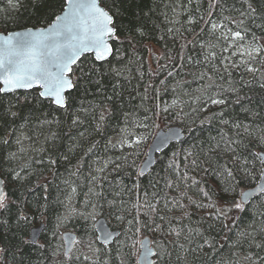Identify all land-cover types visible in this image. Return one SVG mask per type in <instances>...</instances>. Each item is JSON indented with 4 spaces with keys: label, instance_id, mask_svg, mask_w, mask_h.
I'll return each mask as SVG.
<instances>
[{
    "label": "trees",
    "instance_id": "trees-1",
    "mask_svg": "<svg viewBox=\"0 0 264 264\" xmlns=\"http://www.w3.org/2000/svg\"><path fill=\"white\" fill-rule=\"evenodd\" d=\"M252 3L253 7L258 9L255 24L264 23L261 19V13L264 12V0H258V2L252 0ZM221 4L224 11L221 13L217 9L214 13L221 20L229 16L239 19L240 11L247 7L243 4V0H221ZM102 5L105 7L111 5L114 10L119 9L120 14L116 17V24L124 30L125 34H127V29L136 25L138 21L145 23L144 35L142 37L138 35L132 46H129L127 40L117 45L121 48V55L124 58L120 64L113 61V65L120 70V76L109 73L108 66L105 65L101 92L97 93L94 85H89L92 91L87 95L84 104L86 107L89 103L97 106L93 109L95 118L92 114H89L87 118L82 116L84 124L79 128H73L68 117L66 115L61 117L59 113L55 114L62 121L59 125L40 124L35 117L29 120L27 109H24L26 119L8 117L10 121L15 120V123L9 125L0 121V128L6 129V133L0 131V137L7 134L10 141V146L0 151V171L8 173L12 169L17 171L25 169L26 172L32 174L27 182L8 184L6 191L10 198L16 203L28 202L31 209L35 210L37 203H44L43 197L47 195L49 210L44 217H37L34 224L39 225L42 218L48 225V229L54 227L56 215L65 212L64 204L70 203L78 213L84 215L74 216L59 231L62 234L65 230H73L78 234V238L85 240H96L94 223L96 219L104 217L112 228L121 230L120 236L107 247V251L104 250V245L97 241L93 244V250L100 248L99 255L106 259L108 264H121V261L123 264H137L138 241L145 235L152 237L156 251L158 243L166 244L170 255L165 258V264H250V261L245 258L249 253L253 257L257 253L264 256V250L256 248L250 242V238L242 241L238 246L234 245L235 232L228 233L231 238L225 239V232L220 231L219 223L208 218V209L197 208L185 198L186 194L197 203L202 202L201 197L197 195V186H192L190 179H183L189 160L195 158L194 155L189 159H184L187 152L199 154V159L203 161L205 154L215 148L222 135L227 134L225 139L227 137L240 138L236 137V129L231 127V122H239L257 129L256 135L260 134V130H264V87H261V84H264V76L254 77L252 73H245L243 69H230L232 72L230 79L236 83V87L240 88L241 104L234 103L236 97L228 94L230 102L225 109L224 118L229 120L230 124L224 125L219 120L205 121L201 124L200 120H205L211 112L219 111L218 108L212 107L207 111L192 113L191 108L198 107V103H193L189 99V97L199 95V90L203 85L210 83L208 80L201 81L200 74L207 71L209 76L213 75L205 65L196 63V61L204 60V51L201 49L200 41L212 39L207 32L201 33V29L206 28V25L201 21L192 32L187 31L193 27L188 23L189 15H197L195 11L197 6L203 13L207 8L205 0H193L191 5L188 4V0H115L114 5L113 0H103ZM173 8H175L176 15H173ZM53 10L58 11L57 0H50L49 6L41 13H36L31 8L27 11L24 8L13 9L9 6L8 0H0V31H4L5 27L8 31L19 29L17 22L27 24L29 27L32 25L45 26L46 23L51 22L49 15ZM141 10L146 14L143 18H141ZM5 21L11 22L5 24ZM245 22L260 38V42L264 43V32L248 20ZM228 27L235 30V25L228 24ZM170 28H174L175 31H168ZM189 41H194V43L189 44ZM184 57H191L192 62L182 59ZM81 60L84 66H87L93 62V56L87 54ZM174 64L175 67H173ZM164 65L167 67H163ZM168 72H172L173 75L168 77ZM241 78L250 83L240 87ZM161 80H166V84L161 85ZM217 83L221 82L217 81ZM150 84L160 91V95L155 99L152 98L153 88L149 87ZM114 85H116L115 88ZM170 85H180V87L175 93L171 90L165 92L164 88ZM224 87L227 88L228 83L225 82ZM145 89H147L148 96L146 100L142 99ZM18 94H22V91ZM73 97L74 106L78 109L81 96L74 92ZM107 97L112 99L108 100ZM177 97L187 102L189 106L178 104L168 112L162 111L163 108L172 105ZM157 105L159 107H156ZM5 106H7V98H5ZM37 107L41 106L37 105ZM181 108L183 112L189 113L187 117L177 115ZM243 108L250 111L245 112ZM152 109H155V115ZM16 110L13 108V111ZM48 111L47 105L42 106L44 114ZM101 112L105 114L104 130L101 135H97L92 129L99 121ZM125 113H134V122L138 124L143 121L148 127L129 126L122 131L126 124ZM36 115L40 116L41 120L45 118L40 112ZM145 115L149 119L145 120ZM47 119L51 120L52 117L47 116ZM173 125L184 128L186 137L181 142L173 143L158 155L155 165L145 176H137L136 173L139 172L148 146L157 130ZM52 132H56L59 137L55 140L54 154L52 152L53 141L50 139ZM79 132H85V136L81 138ZM129 132H135L136 136L146 137V139H143L135 149L127 146L121 147L119 142L126 138ZM242 138L244 146L237 148L238 152L247 154V148H252L253 151L260 149L261 146L251 137L242 134ZM109 140L117 146L111 147L108 144ZM250 140L251 143H249ZM93 143H96L97 147L92 152H88V148ZM221 148H223V142H221ZM9 153H15V159H10ZM49 155L58 160L56 165H47ZM65 156L67 160L63 159ZM41 159L44 160L43 164L40 163ZM105 161L113 163L101 174L96 169L103 167ZM117 162L121 167L114 170ZM173 162L176 165L175 170L169 167V164ZM93 175L97 176L98 180L102 175L107 176V180L93 183L91 180ZM187 176L200 180L199 187H205L204 180L201 179L204 177L203 172L187 167ZM205 179L208 185L216 187L215 178L205 177ZM255 183V181L252 182L253 185ZM21 184L24 186L21 187ZM42 184H47V192L38 187ZM90 188L93 192H100L102 195L93 196L89 192ZM137 197L141 202L148 201L153 204L156 211H149L147 217L140 216L142 223L150 224V230H142L133 235L127 232V220L136 215L131 206ZM89 199H91V205H86L85 201ZM61 201L64 204L60 203ZM251 203L253 211L241 214L240 230L251 231L253 227L258 228L259 226L261 218L256 216L254 220V213L260 208V204L264 203V198L254 199ZM180 204L185 207H179ZM185 212L189 216H185ZM12 213L9 219L14 225L15 206H13ZM117 216H124L125 220H118ZM158 216H163L164 220L161 221ZM169 221L177 231L183 228L185 234H188V228H200L204 233V238L216 240V247L209 249L205 245L203 249H196V244L203 241L195 237L194 242L189 243L185 235L177 238L175 233H170ZM153 222L161 224L163 231L151 228ZM45 232L53 244L63 245L61 236L53 240L47 229ZM190 235L194 236V233ZM262 238L264 237L257 233V241L259 242ZM133 241L136 243L135 248L131 247ZM172 241L176 243L173 244ZM181 244L184 246L182 249L179 247ZM93 250L84 247L79 251L83 255L95 257ZM45 255L48 259L44 260L43 264H53L54 258L51 256V251ZM41 256L42 254L34 247L25 249L23 257L19 255L18 250L10 249L5 264H19L21 259L24 264H42ZM78 264H92V262L81 260ZM155 264L159 262L156 261ZM257 264H264V262H257Z\"/></svg>",
    "mask_w": 264,
    "mask_h": 264
},
{
    "label": "snow or ice",
    "instance_id": "snow-or-ice-1",
    "mask_svg": "<svg viewBox=\"0 0 264 264\" xmlns=\"http://www.w3.org/2000/svg\"><path fill=\"white\" fill-rule=\"evenodd\" d=\"M102 2L103 0H57L58 11H51L49 15L51 22L46 23L45 26L32 25L29 27L27 24L17 22L19 30L8 31L5 27L4 31H0V121L3 124L15 123V120L10 121L8 117L26 119L24 109L29 112L27 117L29 120L31 117H35L40 124H61L62 121L55 115L56 113H59L61 117L66 115L73 128H79L84 124L82 116L87 118L89 114H92L95 118L93 109L97 106L89 103L86 107L84 104L87 95L92 91L89 85H94L97 93L101 92L105 65L108 66L109 73H113L117 77L121 75L120 70L113 65V61L120 64L124 58L121 55V48L117 45L127 40L129 46H132L138 35L140 37L144 35L143 29L146 27L145 23L138 21L136 25L128 28L127 34H125L124 30L116 24V17L120 14L119 9L114 10L111 5L102 6ZM205 2L207 8L204 9L203 13L200 12V7L197 6L195 8L197 15H189L188 23L193 27L187 29V31L192 32L194 27L201 21L206 25V28L201 29V33L207 32L212 39L200 41L201 49L204 51V60L202 62L196 61V63L205 65L213 75L209 76L207 71L200 74L199 79L201 81L208 80L210 83L203 85L199 90V95L189 97L193 103H198V107L191 108V112H203L216 107L219 111L211 112L209 116L205 117V120H200V123L219 120L222 124L229 125L230 121L224 118L226 115L225 109L230 102L228 94L236 97L234 101L236 104H241L242 99L239 96L240 88L236 87V83L230 79L232 76L230 69H243L245 73H252L254 77L264 76V43L260 42V38L245 22L248 20L250 23L255 24L258 9L253 7L252 0H243V4L247 7L240 11L239 19L229 16L223 17L221 20L214 15L217 9L221 13L224 11L221 0H205ZM8 3L13 9L24 8L27 11L28 8H31L36 13H41L49 6L50 0H8ZM192 3L193 0H188L189 5ZM114 4L115 0H113ZM173 15H176L175 8H173ZM145 16L146 14L141 10V18ZM261 19L264 20V12L261 13ZM10 22L5 21L4 23ZM228 24L235 25V30L228 27ZM255 27L264 32V23L255 24ZM168 31L174 32L175 29L170 28ZM249 37L251 38L249 39ZM188 43L192 44L194 41ZM85 53H91L93 56V62H90L87 66H84V62L81 60ZM182 59L192 62L191 57ZM163 67H167V65ZM173 67H175V64ZM172 75V72L167 73L168 77ZM217 81L221 83L218 84ZM225 82L228 83L227 88L224 87ZM248 83L250 82L244 81L243 78L239 81L240 87H244ZM160 84L165 85L166 80H161ZM115 87L116 85H114ZM149 87L153 88V99L160 95L159 89L151 84ZM178 87L180 85L166 86L164 91L171 90L175 93ZM261 87H264V84H261ZM21 90L22 94H18ZM74 92L81 96V104L78 109L75 108L73 103ZM5 98H7V106H5ZM107 99L111 100L112 98L107 97ZM142 99H148L147 89H145V95ZM178 104L189 106L187 102L177 97L173 100L172 105L163 108L162 111L168 112ZM37 105L41 107H37ZM44 105H47L49 109L46 114L42 112V106ZM156 107H159V105ZM13 108L17 110L13 111ZM242 110L245 112L250 111L247 108ZM152 111L155 115V109H152ZM38 112L45 116L43 120L36 115ZM177 115L187 117L189 113L183 112L181 108ZM47 116H51L52 119H47ZM124 118L126 124L125 129H122V131L129 126L136 128L148 127L143 121L136 124L134 113H125ZM147 119L149 117L145 115V120ZM104 121L105 114L101 112L99 121L92 129L97 135L102 134ZM231 127L236 129V137L240 138L227 137L225 139L227 134L222 135L215 148L210 149L205 154L203 161L199 159V154H193L192 152L185 154L184 159H189L194 155L195 158L189 160L183 179H190L191 185L197 186V195L201 197L202 202L197 203L196 200L187 197L186 194L185 198L189 199L190 204L195 205L197 208L208 209V218L219 223L220 231L225 232V239L231 238L228 233L235 232V246L250 238V242L256 248L264 250V238L259 242L256 239L257 233L264 237V211H261V209H264V203H261L260 208L256 209L254 213V220L256 216L261 218L258 228L253 227L251 231L239 229V221L242 219L241 214L253 211L252 200L264 198V130H260V134L256 135L257 129L239 122H231ZM0 131L6 133V129L0 128ZM242 134L254 139L261 146L260 149L253 151L252 148H247V154L238 152L237 148L244 146ZM175 135L176 133L172 131L164 136L160 142L165 143ZM79 136L83 138L85 132H79ZM58 138L56 132L50 133V139L53 141V154L55 153V140ZM143 139H146V137L136 136L135 132H129L128 136L121 139L119 143L121 147L127 146L135 149ZM221 142H223V148H221ZM17 143H19V140H17ZM249 143H251V140ZM108 144L111 147L117 146L111 140L108 141ZM7 146H10V141L7 134H5V136L0 137V151H3ZM96 147L97 144L93 143L87 151L92 152ZM157 148H159V145H157ZM15 157V153H9L10 159H15ZM63 159L67 160V156ZM124 159H127V157H124ZM40 163L43 164L44 160L41 159ZM57 163L58 160L49 155L47 165L51 166ZM112 163V161H105L103 167L97 168L96 171L102 174ZM152 163L151 158L147 159L136 175L139 177L145 176V169H148ZM120 167L121 165L117 162L114 170H118ZM169 167L175 170V162L170 163ZM187 167L204 173V177L201 179L204 180L205 187H199L200 180L187 176ZM22 172L25 174L22 175ZM31 175L25 169L20 171L12 169L8 173L0 171V264H5L10 249L18 250L19 255L23 257L24 250L33 247L42 254V264L44 260L48 259L45 254L49 251H51V256L54 258L53 264H78L81 260L91 261L92 264H108V261L99 255L100 248L93 250V244L99 241L100 237H96L94 241L77 238L72 234L60 233V228L70 219L76 215H84L78 213L70 203L60 202L64 204L65 212L57 214L54 227L48 229V225L42 218L39 225L34 224L37 217H44L49 210L50 204L47 195L43 197L45 202L42 204L38 202L35 210L31 209L28 202L16 203L10 198L8 191L5 190L8 184H17L20 181L27 182ZM205 177L215 178L216 187L208 185ZM91 180L93 183H98L99 180L106 181L107 176L102 175L98 180V177L93 175ZM253 181L256 182L254 185L252 184ZM20 186L23 187L24 185L21 184ZM38 187L42 188L44 192L48 190L47 184ZM89 192L96 197L102 195L100 192H93L91 188ZM68 199L70 200V197ZM85 204L91 205V199L86 200ZM13 206H15L14 225L10 223L9 219L13 214ZM92 206L94 207V205ZM131 207L136 215L127 220V232L135 235L142 230H150V224L148 222L142 223L140 216L147 217L149 211L155 212V206L148 201L141 202L140 198L137 197ZM179 207L184 208L185 206L180 204ZM184 215L189 216L187 212ZM158 218L161 221L164 220L163 216H158ZM117 219L124 221L125 217L117 216ZM168 226L170 233H175L177 238L185 235V239L189 243L194 242L195 237H199L203 242L197 243L196 249H203L205 245L209 249L216 247V240L214 238L212 240L204 238V233L200 228H188V234H185L183 228L177 231L176 228L172 227L171 221H169ZM151 228L163 231L162 225L154 222ZM46 229L47 232H50L53 240L63 236L66 243L64 245L53 244V241L48 239ZM100 231L104 250L107 251L106 246L109 242L115 241H113L112 233L105 229L102 224L100 225ZM193 233L194 236L190 235ZM171 243L175 244L176 241ZM140 244L142 255L137 260V264H140L141 260L144 261V264H153L148 259L149 254L152 253L148 240L142 238ZM84 247L93 250L95 257L80 253V248ZM131 247H136L135 241H133ZM179 247L182 249L184 246L181 244ZM157 249L152 255L155 256L159 264H165V258L170 255L166 244L158 243ZM245 258L250 261V264L264 262V256L259 255V253L254 257L249 253ZM19 264H24L23 259L19 261ZM121 264H123V261H121Z\"/></svg>",
    "mask_w": 264,
    "mask_h": 264
},
{
    "label": "water",
    "instance_id": "water-1",
    "mask_svg": "<svg viewBox=\"0 0 264 264\" xmlns=\"http://www.w3.org/2000/svg\"><path fill=\"white\" fill-rule=\"evenodd\" d=\"M19 30V29H16ZM92 55L91 53H85V55ZM83 57V56H82ZM81 57V58H82ZM22 91V90H21ZM172 131H174L176 133L175 136L170 137L165 143H161V139L168 135L169 133H171ZM186 137V132L184 130V128H182L179 125H174V126H170L166 129H159L158 132L156 133L155 137L153 138L148 150H147V155L145 160L143 161V163L151 158L153 160V163L149 166L148 169H145V175L152 169V167L155 165L156 160H157V156L159 154H161L162 152H164L170 145H172L173 143H178L181 142L184 138ZM157 145H159V148H157ZM142 163V165H143ZM141 165V167H142ZM140 167V169H141ZM140 171V170H139ZM254 200V199H253ZM103 225L105 229H107L109 232L112 233V237H113V241H115L116 238L119 237L120 235V230H112L111 227L108 225L107 221L105 218H100L96 221L95 223V229L97 232V237H100L101 239L98 241L99 244L103 245V238H102V233L100 231V225ZM64 234H72L74 236L77 237L76 233L74 232H65ZM63 237V236H62ZM143 239H147L149 242L150 247L152 248V253H155L156 250L155 248L152 246V242H151V238L149 236H145L143 237ZM64 240V244L66 243V240L63 238ZM141 241V240H140ZM113 242H109V244L107 245L110 246ZM139 254H138V259H140V256L142 255V250H141V244L139 245ZM152 253L149 254V261L153 262V264H155V256L152 255ZM137 259V260H138ZM140 264H144V261L141 260Z\"/></svg>",
    "mask_w": 264,
    "mask_h": 264
},
{
    "label": "bare ground",
    "instance_id": "bare-ground-1",
    "mask_svg": "<svg viewBox=\"0 0 264 264\" xmlns=\"http://www.w3.org/2000/svg\"><path fill=\"white\" fill-rule=\"evenodd\" d=\"M155 136V135H154Z\"/></svg>",
    "mask_w": 264,
    "mask_h": 264
}]
</instances>
